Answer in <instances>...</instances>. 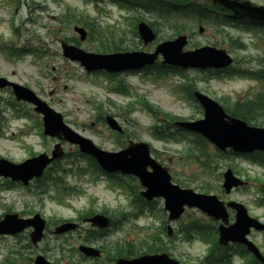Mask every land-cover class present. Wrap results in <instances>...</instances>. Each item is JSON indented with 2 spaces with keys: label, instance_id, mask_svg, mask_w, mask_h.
I'll use <instances>...</instances> for the list:
<instances>
[{
  "label": "rangeland",
  "instance_id": "obj_1",
  "mask_svg": "<svg viewBox=\"0 0 264 264\" xmlns=\"http://www.w3.org/2000/svg\"><path fill=\"white\" fill-rule=\"evenodd\" d=\"M250 1L264 4V0ZM68 7L77 10L78 18H90L89 21H93L102 32L98 36L117 41L125 47L124 50L153 51L158 42L177 35L170 24L160 23L158 40L144 45L134 33V20L130 18V13L111 1L95 4L87 0H0V75L29 86L53 109L63 114L65 122L73 130L93 140L102 149L118 151L127 145L129 139L147 142L151 146L152 156L168 167L173 182L199 192H203L199 186L209 184L210 193L218 195L220 199L240 201L249 207L253 215L264 216V205L259 203L264 196V168L238 155L218 157L211 145L208 152L215 156L212 164L215 169L205 170L201 164L185 157V142H167L153 136L151 128L156 119L144 106V101H148L163 112L196 120L204 117V110L185 98L179 87L181 82L188 79L193 81L200 91L222 105V99L233 101L243 98L251 90H258L262 83L245 77L210 79L206 72L195 68L185 69L184 75L169 74L163 78L146 75L145 71L123 72L115 79L87 72L79 61L66 58L62 53L61 39L69 37L80 41L73 30L77 23L62 22L61 13ZM203 26L205 29L202 32L199 25L191 23L188 26L185 33L189 35V43L185 49L215 45L218 41L220 44L215 46L227 49L238 60L236 65L258 67L260 58L264 56V34L259 37L231 28ZM231 36L239 37L246 47L234 45ZM9 46L37 48L45 54L41 58L32 53L11 56L6 50ZM79 46L87 51L104 52L98 50L99 37H88L80 41ZM119 81L127 85L129 94L115 91ZM107 115L114 116L130 136L117 139L116 132L105 120ZM159 118L164 119L162 113ZM41 122L42 116L34 112L33 105L18 101L10 88L0 89V156L21 162L31 157L30 154L50 151L59 140L43 135ZM63 147L70 156L62 159V165L65 170L73 169L64 178L68 186L77 189L69 196L57 188L45 193L34 185L35 181L26 187L20 184L8 188L5 178L0 176V216L6 212H18L21 216L38 212L47 221L45 238L37 248L25 247L29 239L26 232L16 236L0 234V264H33L25 256L35 258L37 254L45 255L55 264H112L110 259L115 246L126 244V241L139 245L143 240H149L162 221L167 220L162 199L154 202L153 213L145 211L143 215L135 216L138 210L133 203L134 191L142 189L137 179L128 180L132 185L128 190L124 187L126 182L112 179L103 172H94L88 159L77 156L76 145L63 142ZM72 158H75L74 162ZM228 167L238 169L239 173L236 174L248 181L246 189L237 188L230 194L224 191L222 175ZM86 210L93 213L107 210L110 215L124 212L129 217L122 227H111L104 238L92 244L105 246L108 250L99 259L70 256L69 250L78 248L91 229L90 224L78 220L79 213ZM187 212L194 217H207L195 208L187 209ZM60 218L77 221L81 224L80 228L65 236H56L52 231L54 222ZM188 218L184 216L183 219ZM183 219L172 223L176 230ZM180 236H175L170 245L173 257L186 264H204L203 257L208 245L202 240L184 241ZM62 247L64 250H61ZM20 253L25 255V260H21Z\"/></svg>",
  "mask_w": 264,
  "mask_h": 264
},
{
  "label": "water",
  "instance_id": "obj_2",
  "mask_svg": "<svg viewBox=\"0 0 264 264\" xmlns=\"http://www.w3.org/2000/svg\"><path fill=\"white\" fill-rule=\"evenodd\" d=\"M213 2L231 10L235 15L264 19V6H256L249 1L213 0ZM75 29L81 33L82 39L86 37L87 32L84 28L77 26ZM139 30L146 43L154 40L155 34L145 23L139 25ZM186 43V36H179L174 40H168L160 44L155 53L119 52L109 55L88 53L65 42H63V47L67 56L81 60L89 70L107 68L111 71H118L141 68L153 63L159 52L163 53L165 62L179 63L184 66H224L232 62L225 50H217L212 47H203L195 51L184 52L183 47ZM7 85L13 86L19 99L34 102L37 105L36 109L45 114V132L47 134L57 135L79 144L82 151L94 156L107 171H122L138 175L142 185L147 187V190L142 191V194L149 200L156 196L165 197L166 208L170 211L171 220L181 216L185 205H196L214 218L226 220L227 212L224 203L220 202L216 196L196 194L192 189H181L178 185L172 184L168 170L152 159L150 147L147 143L131 141L127 148L119 152L105 151L97 147L90 139L79 135L69 128L63 122L62 115L55 112L46 102L40 100L32 90L0 77V87ZM198 98L205 107L206 118L193 123L178 122L179 125L201 132L222 149H226L227 146H233L236 150L246 151L264 147V129L248 127L244 121L228 117L224 110L213 100L201 94L198 95ZM107 119L112 127L121 130L113 117L109 116ZM63 154L64 151L61 145L57 144L52 157L43 153L20 164L0 159V174L12 176L16 180L28 183L32 178L40 177L48 164ZM148 166H152V172L148 171ZM240 184L242 182L229 169L225 173L224 183L227 191L229 192L232 187ZM231 205L238 208L237 222L230 228L221 225L220 241L222 244H226L229 240H242L253 222L242 205L235 203H231ZM86 220L91 221L94 226L100 228L109 224V219L102 214H97ZM29 226H34L35 230L31 235L32 241L38 243L43 237L46 226V222L40 214L27 219L20 218L18 214H7L5 219L0 221V232L17 233ZM76 227V223L68 222L58 226L56 232H66ZM80 250L90 256H99L101 254L99 249L87 245H81ZM35 264L53 263L48 261L43 255H38ZM116 264L180 263L171 259L167 253H163L161 255H144L134 259L119 258Z\"/></svg>",
  "mask_w": 264,
  "mask_h": 264
},
{
  "label": "trees",
  "instance_id": "obj_3",
  "mask_svg": "<svg viewBox=\"0 0 264 264\" xmlns=\"http://www.w3.org/2000/svg\"><path fill=\"white\" fill-rule=\"evenodd\" d=\"M122 5H125L129 8L133 9H145L148 14H155L157 19L162 20H170L177 19V22H182L185 19H198L199 21H213V22H221L228 25L240 26L241 21L236 20L229 15L221 17L217 13H214L213 8L198 4L192 0H113ZM222 14V13H219ZM71 17V14H67ZM221 18V19H220ZM259 96L255 99H251L246 103H236L233 109H229L230 112L236 116L245 118L249 121L259 120L261 115V110H259V106L263 105ZM258 106V107H257ZM166 117L172 119L173 117L166 114ZM156 135L163 139H173L179 140L185 137L184 133H176L171 129L166 127H162V129H156ZM199 138V144H195L194 147H190L187 149V157L194 162H200L205 166H209L211 164V160L208 152V143L201 137ZM49 178H53V173H49ZM87 215V214H86ZM186 234L191 235L193 233H198L214 244V248L212 252L206 257V261L212 264H222L223 261L221 259V255L219 253L220 247L216 241L217 239V229L215 226L208 225L204 227V225H200L197 221L190 222L186 226ZM158 248V244L154 243L153 246H148V251H154ZM139 249L135 248L132 245H129L127 248H122L116 253L118 255L131 256L135 255ZM74 251V250H72Z\"/></svg>",
  "mask_w": 264,
  "mask_h": 264
},
{
  "label": "flooded vegetation",
  "instance_id": "obj_4",
  "mask_svg": "<svg viewBox=\"0 0 264 264\" xmlns=\"http://www.w3.org/2000/svg\"><path fill=\"white\" fill-rule=\"evenodd\" d=\"M249 238L255 242L263 251L264 254V232H257L252 230ZM230 251H234V257L236 264H263L256 259V257L250 253L245 245L233 244L228 247Z\"/></svg>",
  "mask_w": 264,
  "mask_h": 264
}]
</instances>
